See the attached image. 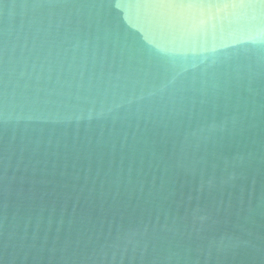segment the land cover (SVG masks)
Here are the masks:
<instances>
[{
	"label": "water",
	"instance_id": "1",
	"mask_svg": "<svg viewBox=\"0 0 264 264\" xmlns=\"http://www.w3.org/2000/svg\"><path fill=\"white\" fill-rule=\"evenodd\" d=\"M0 264H264V0H0Z\"/></svg>",
	"mask_w": 264,
	"mask_h": 264
}]
</instances>
